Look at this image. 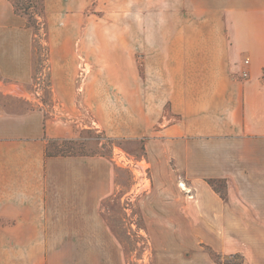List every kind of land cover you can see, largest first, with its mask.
<instances>
[{"label":"crops","instance_id":"crops-1","mask_svg":"<svg viewBox=\"0 0 264 264\" xmlns=\"http://www.w3.org/2000/svg\"><path fill=\"white\" fill-rule=\"evenodd\" d=\"M43 8L42 51L0 0V264H126L103 214L121 190L114 163L49 153L85 128L144 141L151 187L123 196L150 243L176 245L158 248L157 264H264V0ZM188 228L190 242L172 232ZM202 243L237 260L208 261Z\"/></svg>","mask_w":264,"mask_h":264},{"label":"rangeland","instance_id":"rangeland-1","mask_svg":"<svg viewBox=\"0 0 264 264\" xmlns=\"http://www.w3.org/2000/svg\"><path fill=\"white\" fill-rule=\"evenodd\" d=\"M13 4L15 11L24 16L27 19V24L33 28L38 37L36 38L35 44L39 50L46 47V37H45V18H44V8L43 0H10ZM14 105L19 104L21 109L31 108L33 103H28L27 105L21 101L14 100ZM50 154H70V155H89V156H103L111 160L116 166L118 182L121 185V190L109 201L103 205V214L107 219L108 223L111 225L113 231L121 238L124 242V251L126 256V264H157V259L155 258V253L158 248L162 246L169 247L165 241V238L160 239L161 243H150L147 235L143 232L142 227V217L137 208V201L134 202L127 201L124 194L128 193L131 187H139L142 193L146 187H151V169H142L146 165L144 162L147 160L146 149L144 141L141 139H121L107 137L101 131L95 128H85L83 130L77 131V137L71 140H63L60 142H51L49 144ZM140 161V162H138ZM125 165H129V168H125ZM134 171H132V169ZM180 176V175H178ZM149 178L148 180H141L144 178ZM183 176L178 178L176 184H172L177 187L185 188V183ZM170 185V186H172ZM225 184L223 182H215L214 187L221 190ZM143 189V190H142ZM131 211L128 212L124 210L127 208V204ZM131 219L139 225L141 231L138 229H132L130 227ZM180 231L188 239L191 240V233L194 229H173V231ZM173 236V235H172ZM168 239V238H167ZM172 244L171 247H175ZM201 252L206 254V258L212 257L219 263H228L237 260L236 257L228 258L218 255L211 250L209 245L202 243L201 247L198 248ZM195 250L188 251L187 256L193 257ZM209 255V256H208ZM206 261V260H205ZM209 261V260H208ZM168 264H178V261L168 260L165 261ZM204 263V260H203ZM210 263V262H209ZM193 264H200L197 260Z\"/></svg>","mask_w":264,"mask_h":264},{"label":"built area","instance_id":"built-area-1","mask_svg":"<svg viewBox=\"0 0 264 264\" xmlns=\"http://www.w3.org/2000/svg\"><path fill=\"white\" fill-rule=\"evenodd\" d=\"M246 63H248V61H246ZM243 76H244V77H247V76H248L247 72H245V73L243 74Z\"/></svg>","mask_w":264,"mask_h":264},{"label":"trees","instance_id":"trees-1","mask_svg":"<svg viewBox=\"0 0 264 264\" xmlns=\"http://www.w3.org/2000/svg\"><path fill=\"white\" fill-rule=\"evenodd\" d=\"M62 155H70V154H62ZM73 155V154H72ZM211 184L213 185L214 183L213 182H211Z\"/></svg>","mask_w":264,"mask_h":264}]
</instances>
